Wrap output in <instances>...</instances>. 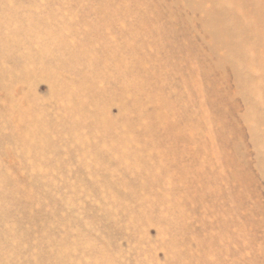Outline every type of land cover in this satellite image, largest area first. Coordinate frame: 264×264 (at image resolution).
<instances>
[{
	"label": "rangeland",
	"instance_id": "obj_1",
	"mask_svg": "<svg viewBox=\"0 0 264 264\" xmlns=\"http://www.w3.org/2000/svg\"><path fill=\"white\" fill-rule=\"evenodd\" d=\"M29 3L6 14L41 45L55 25L64 78L57 95L23 59L35 41L0 54V264H60L57 245L64 264H264V0H0V20ZM222 12L235 65L206 30Z\"/></svg>",
	"mask_w": 264,
	"mask_h": 264
},
{
	"label": "bare ground",
	"instance_id": "obj_2",
	"mask_svg": "<svg viewBox=\"0 0 264 264\" xmlns=\"http://www.w3.org/2000/svg\"><path fill=\"white\" fill-rule=\"evenodd\" d=\"M3 1L6 2L8 0H1V2H3ZM210 1L211 2H215L216 0H210ZM227 2H226V4H227ZM238 3H239V0H238ZM222 4L223 3H221V5ZM252 4H254V3H252ZM227 6H228V4H227ZM35 9H36V6L34 4H32V3L26 4V5H19V4L17 5V4H15V5H13L10 8V10L8 9L9 11L4 13L6 16H1L2 19L0 20V26H7L9 24V22H12V21H15L16 24H15V29L13 30L12 36L8 37L6 40H0V54H1V56H8V54L10 52H13L17 46H20V43H22L23 41H25V40L33 41V42L35 41L37 43V45H38V49L34 53L30 52V51H26L24 56H23V59L26 61V60L30 59L31 57H36V59L39 60V63L41 65V67H44V69H45L42 72L45 73L51 79V81L55 84V86H57L55 92L57 93V95H60L59 94L60 90L58 89L60 87H58V86L63 85V84H61V81L64 78V68H62L60 66L55 68L54 63L52 62V57L56 56V55L52 54L53 50L52 51H48V48H47L50 38H51V40H54V38H52V36H55L57 34V29H56L55 25H53V24L51 25L50 22H44L43 23L44 27L48 28L47 29V33L48 34L47 33L44 34L45 43L43 45H41V39H42L43 35L39 34V32L42 30V27L40 26V23L34 21V19L31 16H26L23 19L22 18L16 19L15 17L11 16V13L9 15L6 14V13H9L10 11H13V12H16V11L31 12V11H33ZM225 10L227 11L228 8L225 9ZM228 11H230V10H228ZM223 18H224V13L223 12L220 13V14H217V16H215V14H214L213 20L215 19V21L207 22L206 23V27H207L206 30L207 31L209 30L210 39H211V45L216 43L219 47L220 46H222V47L226 46L229 49L228 50V59L230 61H232L234 63V65H235V64H237V62L239 60L238 59L235 60L234 56L236 54L238 55L239 51L241 50V46L239 44H237L236 42H235L236 44H232L231 42H228L227 41V38L229 36L228 32L223 27L222 28H218V26H220V25H217V24H219L220 22H223ZM233 21H231V22H233ZM241 27H243V26H241ZM233 29H235V32H234L235 34L233 36H231V38L232 37L233 38L238 37V36H236V34L238 35L239 31L241 30L239 23H234V28ZM241 32H240V34H242ZM18 35L21 36V39H18V41H17L14 38V36H18ZM218 36H223L224 40H222V41L215 40L216 37H218ZM239 36H241V35H239ZM241 37H243V36H241ZM245 43H246V41H245ZM256 43H258V42H256ZM60 45H58V46H60ZM58 46H54V48H57ZM64 47H65V45L61 47L60 51L63 50V49H66ZM240 57H241V55H240ZM236 58H238V57H236ZM49 59H51L50 62H48ZM240 63H242V62H240ZM49 66H51L52 69H50ZM87 81L89 82L90 80H87ZM242 81H243V79H242ZM64 87L65 86H63V88ZM240 88H241V86H240ZM14 105L15 104L13 102H10V107H14ZM33 111H34L33 108L32 107H28V106H26L25 109L22 110V112L20 113V115H21V117H20L21 125L20 126L23 127V128H26V129L31 127L33 129L37 130L39 132V134H44L47 130L50 129L51 125L50 124L48 125L47 123L44 124V123L40 122V120H38L36 117H27V116L32 115ZM67 129L69 130V132L74 130V128L72 126L68 127ZM19 137H21L20 133H19ZM36 145H38L37 147H39L40 144H36ZM59 253H60V249H59V246L57 245V247L55 249V252L53 253L54 257L56 258L54 260L56 262H59V260H60V264H62V263L64 264L65 260H67V259H64V258L60 259V254ZM54 260H52V262Z\"/></svg>",
	"mask_w": 264,
	"mask_h": 264
}]
</instances>
